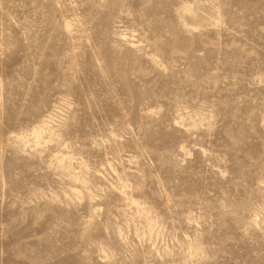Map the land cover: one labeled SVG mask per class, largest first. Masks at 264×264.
I'll use <instances>...</instances> for the list:
<instances>
[{
	"label": "rangeland",
	"instance_id": "obj_1",
	"mask_svg": "<svg viewBox=\"0 0 264 264\" xmlns=\"http://www.w3.org/2000/svg\"><path fill=\"white\" fill-rule=\"evenodd\" d=\"M0 264H264V0H0Z\"/></svg>",
	"mask_w": 264,
	"mask_h": 264
}]
</instances>
